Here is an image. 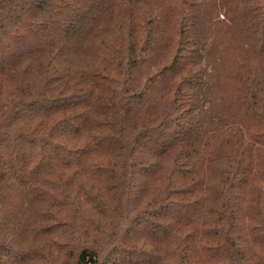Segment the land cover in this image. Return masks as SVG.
I'll use <instances>...</instances> for the list:
<instances>
[{
	"label": "trees",
	"instance_id": "1",
	"mask_svg": "<svg viewBox=\"0 0 264 264\" xmlns=\"http://www.w3.org/2000/svg\"><path fill=\"white\" fill-rule=\"evenodd\" d=\"M0 264H264V0H0Z\"/></svg>",
	"mask_w": 264,
	"mask_h": 264
},
{
	"label": "rangeland",
	"instance_id": "2",
	"mask_svg": "<svg viewBox=\"0 0 264 264\" xmlns=\"http://www.w3.org/2000/svg\"><path fill=\"white\" fill-rule=\"evenodd\" d=\"M220 18L222 19L223 17L221 16Z\"/></svg>",
	"mask_w": 264,
	"mask_h": 264
}]
</instances>
